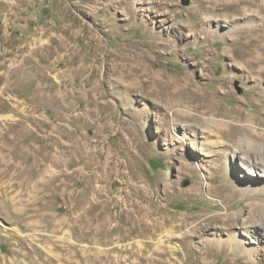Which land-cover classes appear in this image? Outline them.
<instances>
[{
    "label": "rangeland",
    "instance_id": "rangeland-1",
    "mask_svg": "<svg viewBox=\"0 0 264 264\" xmlns=\"http://www.w3.org/2000/svg\"><path fill=\"white\" fill-rule=\"evenodd\" d=\"M256 72L264 0H0V264H264V169L173 116L264 119Z\"/></svg>",
    "mask_w": 264,
    "mask_h": 264
},
{
    "label": "bare ground",
    "instance_id": "bare-ground-1",
    "mask_svg": "<svg viewBox=\"0 0 264 264\" xmlns=\"http://www.w3.org/2000/svg\"><path fill=\"white\" fill-rule=\"evenodd\" d=\"M256 73L258 75H264L263 72ZM261 79H257V83L262 81ZM181 92L183 94L182 97H186L191 99L192 102H195L194 108L196 112L194 113L189 110L179 108L173 113L174 117L177 116L183 120H186L188 122L186 126L194 130L197 125H202L210 136H222L224 139L235 144L237 149L235 150L234 154L236 157L240 155L241 158L245 159L246 163L254 167L264 169V128L256 126V124H263L264 119L260 118L256 112H253V110L250 109L248 111L244 108L226 109V105L221 102V99H217L219 97L216 92L213 91L212 93L208 94L205 92L200 93L196 90V88L193 87L192 83L189 82L182 86ZM213 111H215L214 115H223L228 117L230 120H221L212 114L210 117L204 116V114H209V112ZM234 125L239 126L241 132L243 131L247 133L246 136H248V138L246 140H248L249 143V149L247 151H244L242 146L237 145V143H240L241 145V142L245 140V138L242 137L243 135L235 137L229 134V131L233 129ZM9 126L10 125H7V128ZM3 129L4 127L0 124V137H6V133L3 132ZM13 139L15 140V138H12V142H14ZM251 140L256 142H251ZM141 203L142 202L138 204L136 203L133 207L134 209H127V212L130 214V216L136 218V226L139 228L141 233L158 235L159 232L163 231L164 229L163 222L160 221L159 217L157 219L154 218V216L157 215V212L154 209L149 207L147 208L146 205H142L143 203ZM61 220L62 219L57 220L56 223ZM259 225L263 227V222H260ZM168 239V241H171V236H169ZM159 247H161V245Z\"/></svg>",
    "mask_w": 264,
    "mask_h": 264
}]
</instances>
